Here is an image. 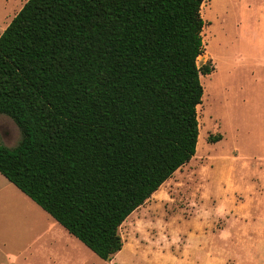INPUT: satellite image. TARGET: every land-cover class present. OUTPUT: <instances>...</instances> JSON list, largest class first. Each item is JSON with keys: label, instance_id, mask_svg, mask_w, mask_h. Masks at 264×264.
Here are the masks:
<instances>
[{"label": "trees", "instance_id": "trees-1", "mask_svg": "<svg viewBox=\"0 0 264 264\" xmlns=\"http://www.w3.org/2000/svg\"><path fill=\"white\" fill-rule=\"evenodd\" d=\"M206 1L27 0L0 35V114L21 135L0 174L104 262L196 153Z\"/></svg>", "mask_w": 264, "mask_h": 264}, {"label": "rangeland", "instance_id": "rangeland-1", "mask_svg": "<svg viewBox=\"0 0 264 264\" xmlns=\"http://www.w3.org/2000/svg\"><path fill=\"white\" fill-rule=\"evenodd\" d=\"M26 1L0 0V35ZM245 2L201 7L197 65L213 71L200 76L196 156L121 225L123 248L111 261L78 242L81 264H264V0ZM20 138L0 114V144Z\"/></svg>", "mask_w": 264, "mask_h": 264}, {"label": "crops", "instance_id": "crops-1", "mask_svg": "<svg viewBox=\"0 0 264 264\" xmlns=\"http://www.w3.org/2000/svg\"><path fill=\"white\" fill-rule=\"evenodd\" d=\"M258 1L245 5L255 6ZM256 18L259 23L261 18ZM78 242L0 174V264H81Z\"/></svg>", "mask_w": 264, "mask_h": 264}, {"label": "bare ground", "instance_id": "bare-ground-1", "mask_svg": "<svg viewBox=\"0 0 264 264\" xmlns=\"http://www.w3.org/2000/svg\"><path fill=\"white\" fill-rule=\"evenodd\" d=\"M196 156V155H195Z\"/></svg>", "mask_w": 264, "mask_h": 264}]
</instances>
